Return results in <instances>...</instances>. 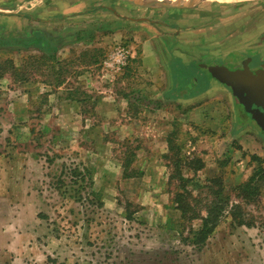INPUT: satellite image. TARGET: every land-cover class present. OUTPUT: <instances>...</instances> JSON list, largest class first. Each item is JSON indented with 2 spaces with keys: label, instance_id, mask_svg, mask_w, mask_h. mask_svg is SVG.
<instances>
[{
  "label": "rangeland",
  "instance_id": "obj_1",
  "mask_svg": "<svg viewBox=\"0 0 264 264\" xmlns=\"http://www.w3.org/2000/svg\"><path fill=\"white\" fill-rule=\"evenodd\" d=\"M27 1L0 0V9L13 16L0 15V264H264V179L259 197L241 199L234 177H228L227 144L215 147L210 125L215 107L226 106L234 123L250 128L249 136H263L264 128L230 93L216 101L215 91L199 95L215 88L202 64L237 72L251 57V66L258 65L264 53V0H190L177 7L86 0L92 5L83 8L85 14L43 24L49 32L58 25L76 31L58 51L9 45L31 23L19 14ZM117 12L125 33L111 26ZM141 16L164 32V46L156 37L152 41L162 62L185 52L203 57L206 45L215 57L200 63L174 58L183 77L180 87L165 68V78L155 85L150 74L158 65L147 41L154 34ZM248 44L252 47L245 49ZM119 47L128 51L124 67L104 65L107 53ZM152 85L157 92L143 97ZM107 88L117 100L101 106ZM162 88L183 95L188 107L192 97L205 104L202 128L187 120L184 108L170 117L171 150L159 141L170 126L150 125L163 116L151 110L161 106ZM191 113L199 121L201 113ZM257 140L251 151L263 155L264 143ZM195 151L208 168L189 170L200 163ZM177 157L184 182L170 178L177 173ZM128 161L131 177L123 173ZM219 191L225 207L208 234L201 231V219L184 217L176 207V194L184 192L205 216L206 202ZM237 202L241 208L232 210Z\"/></svg>",
  "mask_w": 264,
  "mask_h": 264
},
{
  "label": "crops",
  "instance_id": "obj_2",
  "mask_svg": "<svg viewBox=\"0 0 264 264\" xmlns=\"http://www.w3.org/2000/svg\"><path fill=\"white\" fill-rule=\"evenodd\" d=\"M49 1L50 0H35V5H34L33 0H29L25 3V5H21L20 8L21 9L25 8L26 10L22 11V13H19L20 16L24 19L26 18L31 23L30 24L28 23L26 26H24L22 28L23 30L21 31L20 35H17V37L19 39H16V40L22 41L24 39L27 40V39L36 38V37H38L39 40L41 39V42H39L36 45H24L22 43V45L20 46V48H22V50L35 49L37 51V50L44 49L45 47L43 48V46H46V49H47V45L45 44L47 42V43H49L50 47H53L56 49V51H58L62 45L67 44V42L72 39L74 34L76 35V31L75 30H71V31L66 30V29H69L66 27H64L62 29L57 24L58 26H55L53 28L51 27L52 31L49 32L48 31L49 29H47L43 24H46V23L52 24V22L56 23L57 20L58 21H61V20L65 21L68 17L78 16L79 14H83L85 12V11H83V10H85L83 8H89V6L92 5L91 1H89L87 3L86 0H67V1L62 0V3H61V0H58L54 6L53 2H51V4H50ZM51 1H53V0H51ZM124 1L128 2L130 4L138 5V6L152 7L151 5H149L147 3H145V4L139 3L136 0H124ZM112 2H114L115 4L118 5V4H121V2H123V1L122 0H112ZM28 3H31L33 7L28 6L27 5ZM94 4H97V3L95 2ZM182 4L186 5L185 3H180L178 5H173V4H169V3H160V4H157L155 6H161V7H173V6H175V7H177L179 5L183 6ZM99 6H100L99 8H102L101 4ZM104 9L106 10V9H108V7L105 6ZM88 10H90V9H88ZM10 12L12 13L13 11H10ZM118 14L119 13L117 12V14H115L113 16V18L111 20V26L114 29V31H116V32L118 31L120 33H125L124 28L122 27V25L120 23V21L122 22V19H121L120 15H118ZM0 15L4 16L6 18H9V20H11V18L13 17L12 15L5 14V11H3L2 9H0ZM141 17L143 18L142 22L144 24H146L148 29L150 31H152V34H154L153 36L152 35L150 37L148 36L147 38H149V39L147 41H150L152 43L153 40L155 41L154 38L156 37L159 41V44H162V45L166 44L165 40L162 39V35L164 32H160V30L155 31L154 28H151L152 26L148 24V20L145 18L147 16H141ZM170 28L172 29L171 26H170ZM156 32H157V34H156ZM70 37H71V39L65 41V38L68 39ZM15 41L10 42L9 45L10 46L14 45L11 43L16 44ZM246 41H247V37H245L244 42H246ZM248 42L250 43V40ZM151 43H150V45H151ZM250 44L246 45L245 49H250L252 47V45H250ZM153 45L154 44L152 43V45H151L152 49H153L152 53L155 54L154 58H155V62L158 65V68L155 72H152L150 74V76H151L150 80L152 82H155L154 83L155 85H160V84H158L160 82V80L163 81L162 79L165 78L164 76H166V75L164 73H161L162 72L161 68H165L169 72V74L167 75L168 79L173 78V82H174L175 86H177V88L180 87V82L182 81L183 77H181L180 72L178 71L176 66L173 64L174 58L179 59L181 62H183L182 61L183 59L185 61H186V59H188V60L192 59L195 62L200 63V61H203V59L206 56L207 57L208 56L215 57V53H211L212 51L207 49V48H210L212 46L210 45V47H209V45H206V46L202 47V48H206V49L204 51H202L204 56L199 57L201 59H199L195 55H192V52L190 50L191 54H189V52H185V54H183L187 57H184L183 55H181V56L177 55L175 57H172L170 59V61L165 59L164 61L167 63V66H166L164 61L162 62V60H160V58H158L156 56V54H159V51L155 48L156 46L154 45L155 46L154 47ZM112 50H113V48L107 53L106 56H109L111 54ZM250 51H252V50H250ZM166 52H168V51L166 50ZM254 52H256V53H254ZM254 52H251V54H249V55L252 56V53H254V54H261L262 53V51L260 52L259 50H254ZM104 61H106V63ZM107 61H108V57H107V60H103L104 65H108ZM251 61H252L251 57L245 59L244 63H243V67H244V65H246V66L248 65V67L250 68ZM259 63H264V53L262 54V59H260ZM202 66L203 67H210L211 65L205 66V64H202ZM263 66H264V64H263ZM122 67H124V66H122ZM122 67H120V68L115 67V68L121 70ZM168 68L171 71H169ZM251 70H253V69H251ZM209 71H210V69H209ZM210 73L215 78V88L214 89L208 88L206 91H204L202 94H199V95L207 96L209 93L211 94V92L215 91V101L218 99H221V98L228 97V93H230L232 96L233 94L231 93L229 87L226 84H224L223 82H221L215 75H213V73L211 71H210ZM219 84H222L223 86L219 85ZM155 88L156 87H153V85H152V87H149L147 89L146 94L142 93L143 97H145V96L147 97V96H151V94H155L157 92V90ZM157 89H159V88H157ZM162 89H163V91L162 92L160 91L161 92L160 94L163 95V97L160 98V101L162 102L161 106L152 107L151 110L156 111L155 116H157V114H161L163 116L158 118L157 121L152 120V123H150V125L153 124V127H161L162 126L163 128L170 126V129H167L168 131L164 132V134L161 136L163 138L159 139L160 142L165 141L166 144H168L169 148H170V140H169V137L167 138L168 133L171 131V128L173 127L172 124L170 123V120H169V119H171L170 117L171 116L177 117V110L179 111V110L184 108L183 112L185 113L187 120L189 122H195V124L197 125L196 126L197 128H202V124L204 121V119L202 117L203 116L202 107H204L205 104H200V100L196 101V99H194L196 97H192V98H189L190 100L189 99L188 100L192 101L191 103L193 105H190V107H188L187 105H183L186 103V102L184 103L182 100L183 95H181V94L176 95L174 92H170L173 88L172 89L171 88L170 89L162 88ZM100 97H101V106L103 104L113 105V103H115V100H117V93L115 91L107 88V90H105L103 92V95H100ZM102 99L106 100V101H103ZM70 101L80 103V100H77V99L75 100V98H73V99L71 98ZM105 109L108 110L107 108H105ZM100 111L103 112L102 108L100 109ZM194 111L196 113H198V112L201 113L200 115H198V116H201L199 121L195 120L193 118V114L191 112H194ZM251 117H252V115H251ZM123 125L126 126V124H123ZM147 125H149V124H147ZM144 126L145 125H139L137 127H144ZM210 126L215 127V139L211 138L212 141H215V147L217 148L223 142H225V144H227L226 145L227 149L225 151L227 152L228 158L231 159V161L229 163L230 173L228 174V177H231V176L234 177L233 186L235 187L238 183L242 182L246 176H249V174L251 175L253 173V171L255 170V168L258 166L259 163L257 162V160H255V159L253 160V158H252V156L255 155L254 151H251V150H253V148L256 149V147L259 146L258 144H260V143L258 142L257 138L261 139V141L264 143V138H263L264 135L262 136L260 134L259 135L254 134V138L252 136H249L247 130H249L250 128L249 127H243V126L241 127V125L239 126V125H237V123H234L232 110L230 108L227 109L226 106H225V109H222V107H221V109H218V107H215V125L213 124ZM128 127H131V126H128ZM185 136H186V134H185ZM237 142L240 145L237 146ZM246 149H249L250 153L252 152L253 154L251 153V156H250V154L246 153ZM164 154H165V152H164ZM195 154L197 155L198 158L200 157L204 161L203 167L205 168V166H206V168H208V165L205 164L206 160L202 156V154L198 151H195ZM248 155H249V158H248ZM256 155L262 159V164L264 165V153H263V155H258V154H256ZM246 167L251 169L252 173H249V170L247 172L245 170V169H247ZM189 170L199 171L201 169H198V168L195 169V168L189 167ZM215 172L216 173L219 172V169L216 167V163H215ZM227 187H230V182H229V185Z\"/></svg>",
  "mask_w": 264,
  "mask_h": 264
},
{
  "label": "trees",
  "instance_id": "obj_3",
  "mask_svg": "<svg viewBox=\"0 0 264 264\" xmlns=\"http://www.w3.org/2000/svg\"><path fill=\"white\" fill-rule=\"evenodd\" d=\"M15 42L16 43H23L24 45H36L39 42H41V39L39 40V38L36 37V38L27 39V40L24 39L22 41L16 40ZM45 44L47 45V50L55 49L53 47H50L49 43L46 42ZM44 47L46 48V46H43V48ZM60 82H62V80ZM170 144H171L170 149H172L173 145H172V143H170ZM196 158H198V157H196ZM252 158H253V160L254 159L257 160V162L259 163L258 166L255 168V170L253 171L251 176L246 181H242L236 185V190L238 192V196L241 199H245V200L247 199L249 201H253L257 197H259V193L261 191L260 187H262L261 181H262V179H264V165L262 164V159L257 155H253ZM198 159L200 162L198 165V169H200L204 166V161L200 157ZM174 164L176 166L177 173H175V174L173 173V175H171L170 178L171 177L175 178V176H178L177 179L180 180L181 182H184L185 176L183 175V173L181 172V169H180L182 167V158L181 157L175 158ZM129 165H130V161H128L127 164L123 168V173H124L125 177H131L132 176L131 173H129V171H128ZM209 181H212V179H210ZM181 187H187V186L183 183ZM220 187H222V186H220ZM221 193L222 192L219 191L218 196L213 198L210 201V203H209V201L206 202L207 214L205 216L202 215V213H201V211H203L202 209H199L198 207L195 206V204L193 205L188 201V195L189 194L186 195L184 192H178L176 194V199H175L176 204H177L176 207L181 211L182 216H184V217H188L189 219H196V218L201 219L203 221L201 231L206 232V234H208L210 231H212L214 229L211 227H215L218 225L219 220H220L218 218V214L221 213V211L225 207V201L222 199H219L221 197ZM199 204H200V202H199ZM241 205H242L241 202H237L232 206L231 209L232 210L240 209Z\"/></svg>",
  "mask_w": 264,
  "mask_h": 264
},
{
  "label": "water",
  "instance_id": "obj_4",
  "mask_svg": "<svg viewBox=\"0 0 264 264\" xmlns=\"http://www.w3.org/2000/svg\"><path fill=\"white\" fill-rule=\"evenodd\" d=\"M160 3L162 2L149 1L147 4L155 6ZM209 69L220 81L232 87L234 94L245 105L246 110L264 128V66L251 70L244 65L237 72L225 66H215L218 71L214 70L213 66Z\"/></svg>",
  "mask_w": 264,
  "mask_h": 264
},
{
  "label": "built area",
  "instance_id": "obj_5",
  "mask_svg": "<svg viewBox=\"0 0 264 264\" xmlns=\"http://www.w3.org/2000/svg\"><path fill=\"white\" fill-rule=\"evenodd\" d=\"M127 50L124 48H117L109 55L107 63L113 67L120 68L127 63Z\"/></svg>",
  "mask_w": 264,
  "mask_h": 264
},
{
  "label": "bare ground",
  "instance_id": "obj_6",
  "mask_svg": "<svg viewBox=\"0 0 264 264\" xmlns=\"http://www.w3.org/2000/svg\"><path fill=\"white\" fill-rule=\"evenodd\" d=\"M139 3H148L149 1H158V2H162V3H169V4H173V5H178L180 3H187L190 0H136ZM194 1H198V0H194ZM190 3V2H189Z\"/></svg>",
  "mask_w": 264,
  "mask_h": 264
},
{
  "label": "flooded vegetation",
  "instance_id": "obj_7",
  "mask_svg": "<svg viewBox=\"0 0 264 264\" xmlns=\"http://www.w3.org/2000/svg\"><path fill=\"white\" fill-rule=\"evenodd\" d=\"M252 64H254V63H252V62L250 63V68L253 69V70H257V69L261 68V67L263 66L264 63H259L258 65L255 64V67L251 66ZM229 89H230V91H232L233 96H234V98H235V100H236V103H237V104H240V105L244 108V111H245L246 113H248V114L251 115V113H249V112L246 110L245 105H244L243 103H241L240 100H239V98L234 94L232 87L229 88Z\"/></svg>",
  "mask_w": 264,
  "mask_h": 264
}]
</instances>
